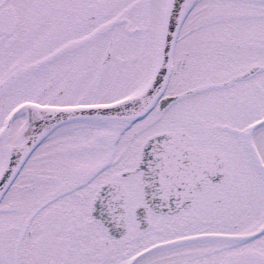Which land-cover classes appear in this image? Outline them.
Segmentation results:
<instances>
[{"label": "snow or ice", "instance_id": "6c2138e0", "mask_svg": "<svg viewBox=\"0 0 264 264\" xmlns=\"http://www.w3.org/2000/svg\"><path fill=\"white\" fill-rule=\"evenodd\" d=\"M0 264H264V0H0Z\"/></svg>", "mask_w": 264, "mask_h": 264}]
</instances>
